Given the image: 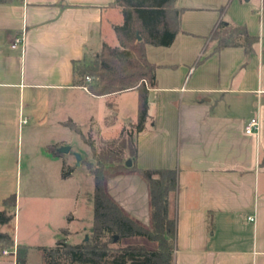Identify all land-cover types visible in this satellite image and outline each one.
<instances>
[{
  "label": "crops",
  "instance_id": "0c3cea01",
  "mask_svg": "<svg viewBox=\"0 0 264 264\" xmlns=\"http://www.w3.org/2000/svg\"><path fill=\"white\" fill-rule=\"evenodd\" d=\"M251 1L231 0L225 7L214 0H176L183 13L174 42L147 45L158 68L135 163L178 169L169 202L176 220L174 264H264V3L252 7ZM221 19L258 36L254 49H215L211 33ZM123 20L115 0L0 1V208L16 194L14 171L24 157L34 165L54 161L63 168L75 159L80 165L76 153H86L74 146L85 140L70 123L87 139L82 129L90 124L105 140L121 135L107 120L119 103H103L118 93L92 94L74 78L75 66L91 62L105 43L119 45L114 27ZM18 38L23 41L14 47ZM123 92L137 96L136 107L122 118L124 128L138 120L139 91ZM253 116L261 127L248 134ZM50 145L70 150L54 155ZM32 154L39 156L34 162ZM104 182L127 215L152 227L150 185L142 173L106 171ZM133 237L138 240L127 244L158 247ZM19 244L15 236L16 251Z\"/></svg>",
  "mask_w": 264,
  "mask_h": 264
},
{
  "label": "trees",
  "instance_id": "16d2710c",
  "mask_svg": "<svg viewBox=\"0 0 264 264\" xmlns=\"http://www.w3.org/2000/svg\"><path fill=\"white\" fill-rule=\"evenodd\" d=\"M2 1V0H0ZM176 0H115L121 8L123 23L115 25L118 46L104 44L90 63L75 66L74 82L86 86L95 95H110L137 89L139 91L138 120L131 131L105 143L100 150L95 142L85 138L76 124L70 126L90 145L95 162L86 161L94 176L93 227L89 238L81 243L57 240L54 245L39 246L43 264H174L176 220L169 215L170 194L178 188V169L139 168L135 163L137 135L146 127L149 115V92L154 86L158 65L147 56V45L170 46L180 31L182 8ZM139 36L141 37L139 39ZM217 40L215 49L224 46H245L252 51L258 36L251 35L245 25H231L220 20L211 33ZM200 61V60H199ZM87 77L91 80L88 81ZM60 155L58 145L48 146ZM128 151V157H125ZM132 159L131 166H127ZM137 169L148 180L151 192L152 227L146 228L129 215L107 194L105 172ZM73 169L64 163L62 176L69 177ZM16 194L3 200L0 226L8 225L16 215ZM118 235V239H116ZM144 236L156 241L150 249L142 244L122 245L124 237ZM15 245L13 229L0 228V252ZM28 246L19 244L18 253ZM21 250V251H20ZM26 263V257L18 258Z\"/></svg>",
  "mask_w": 264,
  "mask_h": 264
},
{
  "label": "rangeland",
  "instance_id": "374dc122",
  "mask_svg": "<svg viewBox=\"0 0 264 264\" xmlns=\"http://www.w3.org/2000/svg\"><path fill=\"white\" fill-rule=\"evenodd\" d=\"M214 1L223 3L226 7L231 0ZM261 1L264 3V0ZM261 1L252 0L250 4L252 7H260ZM107 100L119 103V107L113 106V109L109 111L111 115L107 119L115 121L112 130L117 132L116 136L124 131L133 130V125L129 124H125L123 128L122 118L125 114L129 115L136 107V93H118L104 98L103 103L106 104ZM91 126V124L87 125L82 131L89 135L90 140L94 141L96 148L100 150L109 141L103 139L102 135L96 134L97 127L95 125ZM101 128L105 129L104 122ZM85 142L78 139L74 146V149H80L86 154L82 155L80 165L76 164V159L73 160L72 178L64 179L62 166L54 161L34 165L33 163L28 164L24 157L23 163H20L16 168L14 171L15 193L17 194L16 215L10 224L0 226V228L3 230L13 229L17 240L28 245L29 248L25 247L22 252L18 253L14 246L6 247L0 252V264H22L18 259L21 256L26 257L25 264H43L39 246L52 245L57 239L76 244L90 237L93 227L92 196L95 182L86 161L95 162V160L90 145ZM35 151L37 150H32L33 153ZM31 157L34 162L39 156L32 154ZM125 157H128V151ZM62 226L65 228L59 232L58 230ZM137 240L134 237H124L120 243L127 245L129 242ZM5 250L7 253H4Z\"/></svg>",
  "mask_w": 264,
  "mask_h": 264
},
{
  "label": "built area",
  "instance_id": "2783aa9c",
  "mask_svg": "<svg viewBox=\"0 0 264 264\" xmlns=\"http://www.w3.org/2000/svg\"><path fill=\"white\" fill-rule=\"evenodd\" d=\"M23 41V38H18L14 43H13V46L16 47L18 44L22 43ZM87 80L90 81L91 78L90 77H87ZM85 88L87 89V87L85 86ZM24 121H26V119H24ZM260 127H261V122H260V119L258 116H253L251 117L248 122H247V125H246V132L248 134H253V133H257L259 132L260 130ZM249 218L251 220H255V216L254 215H251L249 216ZM4 253H7V251L5 250Z\"/></svg>",
  "mask_w": 264,
  "mask_h": 264
},
{
  "label": "water",
  "instance_id": "95a60500",
  "mask_svg": "<svg viewBox=\"0 0 264 264\" xmlns=\"http://www.w3.org/2000/svg\"><path fill=\"white\" fill-rule=\"evenodd\" d=\"M141 37L139 36V39H140ZM61 152H68L69 150H70V146H62V147H60V149H59ZM76 158H77V161H78V164H80V160H81V158H82V155L80 154V153H76ZM132 163H133V161H132V159H128L127 160V162H126V165L127 166H131L132 165ZM118 235H116V239H118Z\"/></svg>",
  "mask_w": 264,
  "mask_h": 264
}]
</instances>
